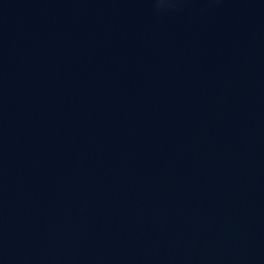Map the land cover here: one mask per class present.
I'll list each match as a JSON object with an SVG mask.
<instances>
[{
	"label": "water",
	"instance_id": "1",
	"mask_svg": "<svg viewBox=\"0 0 264 264\" xmlns=\"http://www.w3.org/2000/svg\"><path fill=\"white\" fill-rule=\"evenodd\" d=\"M0 264H264V0H0Z\"/></svg>",
	"mask_w": 264,
	"mask_h": 264
}]
</instances>
